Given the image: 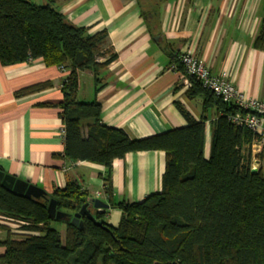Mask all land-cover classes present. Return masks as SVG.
<instances>
[{"label": "trees", "instance_id": "obj_1", "mask_svg": "<svg viewBox=\"0 0 264 264\" xmlns=\"http://www.w3.org/2000/svg\"><path fill=\"white\" fill-rule=\"evenodd\" d=\"M253 44L264 48V16ZM36 58L68 69L57 104L64 124L63 155L106 168L104 189L122 216L112 226L104 212L91 208L101 224L87 215L78 223L60 220L49 215L47 198L16 195L0 181V214L18 225L15 231L0 225L7 232L0 240V264H264V169L252 173L251 148H246L259 135L232 121V115L243 112L239 106L190 77L187 95H202L204 110H216L209 157L204 154L206 116L196 119L178 100L185 126L134 138L124 128L102 123L99 101H81L77 95L81 71L94 73L97 93L103 86L99 72L117 58L108 30L91 32L75 25L51 3L0 0L1 62ZM173 61L184 71L178 59ZM50 85L37 83L16 95ZM153 150L165 152L161 189L140 201L114 202V160ZM48 196L56 199L57 209L69 213L89 200L77 181H68Z\"/></svg>", "mask_w": 264, "mask_h": 264}, {"label": "crops", "instance_id": "obj_2", "mask_svg": "<svg viewBox=\"0 0 264 264\" xmlns=\"http://www.w3.org/2000/svg\"><path fill=\"white\" fill-rule=\"evenodd\" d=\"M29 1L51 3L71 23L87 26L91 32L108 30L117 58L99 72L103 86L97 93L94 73L81 71L77 95L81 101H99L102 123L124 128L134 138L185 126L187 121L175 104L178 100L196 119L206 116L204 154L209 157L215 107L204 110L202 95L189 97L190 84L183 71L173 68L178 64L173 58L179 60L187 50L203 59L212 73H224L247 96L264 99V48L253 44L264 16V0ZM67 74L68 69L46 65L42 58L10 65L0 60V170L48 194L68 181H77L89 198L110 204L97 210L104 212L107 223L117 226L122 212L108 201L103 179L106 168L63 155L64 124L57 104L62 101ZM41 82L51 85L16 95ZM247 147L253 162L259 159L264 169V145L254 141ZM164 169L163 150L129 152L115 159L113 201H140L159 191ZM14 224L0 214V225ZM6 233L0 226V240Z\"/></svg>", "mask_w": 264, "mask_h": 264}, {"label": "built area", "instance_id": "obj_3", "mask_svg": "<svg viewBox=\"0 0 264 264\" xmlns=\"http://www.w3.org/2000/svg\"><path fill=\"white\" fill-rule=\"evenodd\" d=\"M179 61L184 67L183 73L188 84L191 82L189 78L194 77L223 101L239 106L243 112L238 111L232 115V121L258 134L259 140L256 142L264 145V99L247 96L224 73H212L207 63L199 58L193 50L182 52ZM173 68L177 69L176 64L173 65ZM11 227L16 230L18 225L14 224Z\"/></svg>", "mask_w": 264, "mask_h": 264}, {"label": "water", "instance_id": "obj_4", "mask_svg": "<svg viewBox=\"0 0 264 264\" xmlns=\"http://www.w3.org/2000/svg\"><path fill=\"white\" fill-rule=\"evenodd\" d=\"M260 160H254L251 171L252 173L258 172L260 169ZM0 181L1 184L9 191L13 192L16 195H22L27 198H47L48 199V206L47 210L51 217H55L60 220H71L74 223L79 222V218L82 215H87L93 221H96V217L94 216L91 208L95 209H104L110 206L109 203L105 202L104 200L96 197V198H89V200L82 205V207L75 213H69L63 210L57 209V201L55 198H50L48 196V192L29 181L17 178L15 175L5 173L4 171L0 170ZM98 224H101V221H96Z\"/></svg>", "mask_w": 264, "mask_h": 264}, {"label": "rangeland", "instance_id": "obj_5", "mask_svg": "<svg viewBox=\"0 0 264 264\" xmlns=\"http://www.w3.org/2000/svg\"><path fill=\"white\" fill-rule=\"evenodd\" d=\"M176 66H177V64H176ZM1 252V251H0ZM101 264V263H100Z\"/></svg>", "mask_w": 264, "mask_h": 264}]
</instances>
